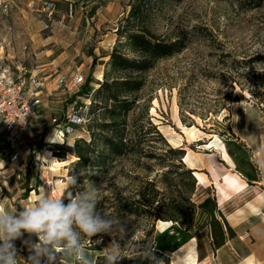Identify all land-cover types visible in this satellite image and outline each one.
<instances>
[{
	"label": "rangeland",
	"instance_id": "374dc122",
	"mask_svg": "<svg viewBox=\"0 0 264 264\" xmlns=\"http://www.w3.org/2000/svg\"><path fill=\"white\" fill-rule=\"evenodd\" d=\"M132 1L0 0V52L7 55V65L30 69L38 62L52 74L78 66L85 79L72 90L52 80L47 84L44 101L20 139L22 170L15 171L2 156L0 207L19 215L44 197L62 198L67 205L90 195L95 213L110 226L90 238L80 233L85 260L77 264H94L98 255L106 258L115 251L113 241L124 257L117 264H149L145 248L152 238L167 258L162 264H264V0H150L142 7L143 18H130L135 24L128 28L178 40L180 49L149 61L143 71H113L108 62L114 51L139 58L127 45L126 33L118 31L127 24ZM104 73L109 81H140L133 94L118 97L127 102V110L105 99L107 92L97 94ZM69 110L79 111L84 123L60 139L52 132L51 118ZM177 118L195 127L194 139L182 134ZM215 135L225 139L237 163L236 168L225 166L219 184L213 178L222 168L215 161L230 163L220 152L214 157L211 149L201 148ZM52 136L59 142L48 143ZM115 136L122 137L120 153L110 152L105 143ZM178 136L182 145L176 147L168 137ZM165 143L191 153L196 170L210 181L205 185L193 176L180 185L179 173L188 166L179 154L168 153ZM47 150L70 163L53 170ZM177 159L183 168L176 166ZM152 189L179 203L189 194L195 205L189 206L191 231L163 220L171 225L159 232V220L142 204H128L126 210L132 211L114 207L120 198L134 202ZM64 243L55 246L51 264L77 261L75 253L63 250ZM15 245L18 264H28L36 249L51 248L28 233ZM134 254L141 257L127 261ZM39 259L49 264L46 255Z\"/></svg>",
	"mask_w": 264,
	"mask_h": 264
},
{
	"label": "trees",
	"instance_id": "16d2710c",
	"mask_svg": "<svg viewBox=\"0 0 264 264\" xmlns=\"http://www.w3.org/2000/svg\"><path fill=\"white\" fill-rule=\"evenodd\" d=\"M150 0H134L131 2V7L128 12V18L127 24L125 27H123L119 31V34L121 32H125L127 37V45L138 54L139 58L130 59L126 56L120 54L117 51H114L111 56L110 60L108 62L109 66L113 71L119 70V69H132L135 71H143L149 66V61L171 56L174 53H176L180 47L181 43L178 40L170 41L165 39H157L153 36L147 37L143 32L131 30L130 26H134L135 23H130V18L141 20L143 18V5H147ZM104 80L100 84L99 88L97 89V94L101 93L102 91L107 92V95L105 99L112 100V102L115 105H120L123 110L128 109V104L124 100H120L118 97L120 94L122 95H128L133 94L136 90L140 88V81H137L135 79H113L109 81L107 79V74L104 73ZM154 132L157 136L161 137L160 132L153 128ZM141 139L140 137L137 138V142H139ZM163 140V138H162ZM165 142V141H164ZM105 143L107 145V148L112 153H120L123 142L121 136H115V137H108L105 138ZM167 146L168 153H177L179 154V158H183L185 154V150L182 148H172L168 146L167 143H165ZM178 164L176 166L183 168L182 162H180V159H177ZM180 165V166H179ZM186 179H193V170L191 169H184L182 172L179 173V184L184 185ZM135 204L136 208L140 206V204L145 205L148 207V209L151 208L150 215L154 220H172L175 222H178L186 231H191L192 229V222L190 220V217L193 215V210L190 209L189 206H192L195 208L194 203L190 200L189 194H186L184 196V199L182 201L176 202L175 199H173L172 196H168L165 193H160L159 190L152 189V192L146 197L145 195L141 194V197H139L138 200L134 202L128 203V198H120L118 201L115 202L114 207L116 209L123 208L126 210V207L129 205ZM126 211H132L130 208ZM181 228V227H180ZM154 223H152L150 232H154ZM145 250L147 251V254L151 256V259L149 261V264H157L159 262H167V258L165 255L160 252L158 249L155 248L154 245V238L151 239L148 245H146ZM131 259H127V261H130L132 259H135L137 257H141L140 255L134 254ZM153 256V257H152ZM102 260H106L105 256L98 255L96 256L94 264H100ZM81 261H75L74 264L80 263ZM84 264H87L84 262Z\"/></svg>",
	"mask_w": 264,
	"mask_h": 264
},
{
	"label": "clouds",
	"instance_id": "9594fccd",
	"mask_svg": "<svg viewBox=\"0 0 264 264\" xmlns=\"http://www.w3.org/2000/svg\"><path fill=\"white\" fill-rule=\"evenodd\" d=\"M95 203L86 194L67 205L62 198L44 197L19 215L10 214L0 207V264H18L15 241L21 239L24 233L35 234L44 245L51 246L50 249L41 247L32 251L27 258L28 264H40L39 257L42 255H46L51 264L55 260V246L62 242H66L63 244L65 252L75 253L78 261L85 260L84 253L80 251V233L90 238L107 231L110 226V222L102 220L95 213ZM74 226L80 231H75ZM112 247L115 251L106 257L107 264H117L118 260L124 258L117 254L119 245L115 241Z\"/></svg>",
	"mask_w": 264,
	"mask_h": 264
},
{
	"label": "built area",
	"instance_id": "2783aa9c",
	"mask_svg": "<svg viewBox=\"0 0 264 264\" xmlns=\"http://www.w3.org/2000/svg\"><path fill=\"white\" fill-rule=\"evenodd\" d=\"M50 80L65 90L78 88L85 81L78 66L68 72L52 74L48 66L38 62L30 69L21 64L9 66L7 55L0 52V162H3L2 156L6 157L7 163L17 172L22 170L20 139L36 117ZM83 123L84 118L77 110L51 118L52 132L60 139L72 135ZM55 191L52 187L51 193Z\"/></svg>",
	"mask_w": 264,
	"mask_h": 264
},
{
	"label": "bare ground",
	"instance_id": "6f19581e",
	"mask_svg": "<svg viewBox=\"0 0 264 264\" xmlns=\"http://www.w3.org/2000/svg\"><path fill=\"white\" fill-rule=\"evenodd\" d=\"M176 123H177L178 128L182 132V134H186L189 139H192V138L194 139V137H195V131H194L195 130V127H193V126H191V127L184 126L178 118L176 119ZM51 138L48 141V143L55 144V143L59 142L55 136H52ZM168 141L171 144H173L174 146H176V147L182 145L181 144V136H178V137H175V138L174 137H168ZM201 148H203V149H211L212 150L211 155L214 156V157L216 156L215 152H220L223 155L224 160H226L231 165H233L232 157H231V154H230V152L228 151V149L226 147L225 139L224 138L215 135L213 138L209 139L208 142L202 144L201 145ZM46 158L52 162V166L54 168L53 170H56V168L57 167H60L61 164L66 165V164L70 163V161H71V160L62 161V162L61 161H58V159L56 157H54L53 153H51L50 150H47L46 151ZM182 160H183V162H185V164H187L188 168H190V167L192 168L193 162L191 161L189 154L187 156H185V158L183 156V159ZM215 162H216V164H219L220 167L222 168V169H218V172H220V173L219 174L217 173L214 176V178H213V180L215 181V183H218L219 184L220 181H221L220 176L227 169L225 168V165H223V164H221L219 162L217 163V161H215ZM194 172H195V170H193V175H194V177L196 178V180L199 183H203V184L206 185V183L209 182L207 179L204 178V176L201 175V173H199L198 171L195 172V173ZM170 225H171V222L170 221H162V220H159L158 223H157V228L159 229V232H164L165 230H167L170 227ZM247 264H254V263L252 261H248Z\"/></svg>",
	"mask_w": 264,
	"mask_h": 264
},
{
	"label": "crops",
	"instance_id": "0c3cea01",
	"mask_svg": "<svg viewBox=\"0 0 264 264\" xmlns=\"http://www.w3.org/2000/svg\"><path fill=\"white\" fill-rule=\"evenodd\" d=\"M190 155V159H191V161L193 162V160H194V157L192 156V154L191 153H189V152H185V155H184V158H185V156H187V155ZM232 157V161H233V165H230V164H226V162H223V160L220 158V160L222 161V163H225V166H226V168L227 169H229V168H231V166L234 168H236L237 167V163L235 162V160H234V158H233V156H231ZM183 161V160H182ZM185 163V162H184ZM187 165V164H186ZM191 168V167H190ZM192 170H195V172H197V170L196 169H198L196 166H194V164H193V166H192V168H191ZM207 169H208V167H207ZM260 169L262 170V171H264V160H262L261 159V161H260ZM194 172V173H195ZM198 172H200V171H198ZM207 172H208V170H207ZM201 173V172H200ZM201 174H203V173H201ZM205 175V174H204ZM194 176V175H193ZM205 177H206V175H205ZM196 179V178H195ZM206 179H207V177H206ZM252 179H254V177L252 178ZM208 181H210L209 179H207ZM246 180V179H245ZM247 181V180H246ZM198 185V184H197ZM215 186V185H214ZM201 187H203V186H201ZM217 196V195H216ZM215 202L216 203H218L217 202V197L215 198ZM172 250H173V247H172ZM157 264H161V262H159V263H157Z\"/></svg>",
	"mask_w": 264,
	"mask_h": 264
},
{
	"label": "water",
	"instance_id": "95a60500",
	"mask_svg": "<svg viewBox=\"0 0 264 264\" xmlns=\"http://www.w3.org/2000/svg\"><path fill=\"white\" fill-rule=\"evenodd\" d=\"M237 100V99H236Z\"/></svg>",
	"mask_w": 264,
	"mask_h": 264
}]
</instances>
